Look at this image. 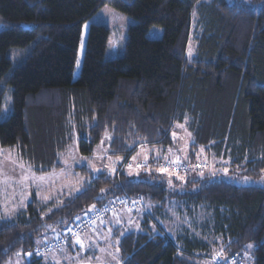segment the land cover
Returning <instances> with one entry per match:
<instances>
[{
    "label": "trees",
    "instance_id": "obj_1",
    "mask_svg": "<svg viewBox=\"0 0 264 264\" xmlns=\"http://www.w3.org/2000/svg\"><path fill=\"white\" fill-rule=\"evenodd\" d=\"M250 1L0 0V114L10 97L0 146L46 173L61 167L73 140L88 156L108 135L110 153L130 158L142 143L172 146L173 126L183 124L191 134V159L202 149L231 173L261 175L264 0ZM103 5L134 20L116 58L106 57L108 27L90 20ZM152 27L161 29L159 37L148 36ZM190 41L192 58L186 55ZM13 49L22 52L16 62ZM84 170L81 190L52 208L33 198L4 219L0 207V264L26 254L25 264H44V254L34 249L48 241L59 250L65 232L39 243L38 236L70 228L90 207L123 194L155 204L160 219L170 198L187 215L202 209L209 218L196 236L188 229L172 235L155 226L156 216H145L139 230L118 238L119 264H208L213 238L221 240L222 262L234 255L239 264L238 255L252 243V264H264V186L237 184L218 171L188 177L182 191L170 193L154 172L112 177Z\"/></svg>",
    "mask_w": 264,
    "mask_h": 264
},
{
    "label": "rangeland",
    "instance_id": "obj_2",
    "mask_svg": "<svg viewBox=\"0 0 264 264\" xmlns=\"http://www.w3.org/2000/svg\"><path fill=\"white\" fill-rule=\"evenodd\" d=\"M239 1L248 6L252 5L250 0ZM90 20L93 23L105 25L109 29L106 57L121 56L127 37V28L134 20L110 5H103L90 17ZM4 26L3 23H0V30ZM160 35L161 29L159 27H152L148 32L150 37H159ZM194 47V42L190 41L186 53L188 58H192L194 55ZM21 55L20 49H13L10 56L16 62ZM9 111L10 97L7 94L3 101L0 119H5ZM172 133L174 140L172 146L161 147L142 143L137 145L132 152L133 156L130 158H119L110 153L108 135H105L94 152L88 156L79 153L77 143L73 140L60 158L61 167L46 173H36L26 161L17 155L15 149L0 146V207L2 218H12L25 209L27 203L33 198L44 203L47 202V205L49 203V208L54 207L55 204H59L62 198L81 190L86 177L84 169L92 173L107 172L112 177H119L121 172L133 174L142 170L149 173L154 172L159 175L162 182L164 181L170 193L182 191L184 182L188 177L215 175L218 171L222 172L221 176L237 184L264 186V172L256 177L243 175L240 171L231 173L226 168L225 161L213 158L202 149L197 151L194 159H191L189 152L191 134L186 125L175 124ZM123 195L130 197L129 201H139L132 211H128L122 206L118 207L100 219H96L93 224L79 234L71 235V229L77 218L93 213L97 208L101 209L110 205L113 201L122 198ZM123 195L112 198L101 206L90 207L74 219L70 228V224H68L63 228L44 231L36 239L37 243L54 238L63 232H65V236L57 243L62 245L60 249L57 251L52 249L53 253L44 254L42 262L44 264H119L116 247L118 238L127 232L139 230L145 216H156L157 219L153 220L155 226L159 223L172 235L174 231L188 229L190 233L198 236L200 231H203L201 228H204L205 231L207 229L209 216L202 209H199L195 215H187L181 210V204L178 203V200L170 198L163 204V216L160 219L156 215L157 207L155 204L152 206V203L143 196ZM100 224L103 226H99ZM155 226L152 227L154 231L156 230ZM90 232L91 234H89ZM77 239L81 243H78ZM210 242H215V244L212 245L211 259H208L207 262L208 264H216L217 260L225 258L221 250V240L213 238ZM49 243L45 241L41 246ZM249 245L251 247H248ZM252 249V243L245 245V248L238 255L239 264H252ZM4 264H25V257L16 255Z\"/></svg>",
    "mask_w": 264,
    "mask_h": 264
},
{
    "label": "built area",
    "instance_id": "obj_3",
    "mask_svg": "<svg viewBox=\"0 0 264 264\" xmlns=\"http://www.w3.org/2000/svg\"><path fill=\"white\" fill-rule=\"evenodd\" d=\"M129 198L127 196H125V197L123 196L122 198L113 201V203L110 205H107L101 209L97 208L95 210V212L88 213V214H85L84 216L82 215V217L77 218L74 222L73 228L71 229V235L75 236L76 234H79L86 227L93 224L96 221V219H100L106 213L112 212L115 209H117L118 207L122 206V208H126L128 211H132L136 207V205L138 204L139 201H137V200L129 201ZM64 241H65V239H64ZM58 242H60V240ZM54 248H55L54 243L53 244L49 243V244L43 245V247H41V248H35L33 253L36 256H39V255H43L47 252H50ZM236 259H237V257L232 255L229 258V260L225 261V263L219 259L216 261V264H235Z\"/></svg>",
    "mask_w": 264,
    "mask_h": 264
},
{
    "label": "water",
    "instance_id": "obj_4",
    "mask_svg": "<svg viewBox=\"0 0 264 264\" xmlns=\"http://www.w3.org/2000/svg\"><path fill=\"white\" fill-rule=\"evenodd\" d=\"M25 258H26V260L28 261V260H29V254H26V255H25Z\"/></svg>",
    "mask_w": 264,
    "mask_h": 264
},
{
    "label": "snow or ice",
    "instance_id": "obj_5",
    "mask_svg": "<svg viewBox=\"0 0 264 264\" xmlns=\"http://www.w3.org/2000/svg\"><path fill=\"white\" fill-rule=\"evenodd\" d=\"M77 242H78V243H81V241H79V239H77ZM248 247H251V245H249Z\"/></svg>",
    "mask_w": 264,
    "mask_h": 264
},
{
    "label": "crops",
    "instance_id": "obj_6",
    "mask_svg": "<svg viewBox=\"0 0 264 264\" xmlns=\"http://www.w3.org/2000/svg\"><path fill=\"white\" fill-rule=\"evenodd\" d=\"M99 226H103V225H102V224H100ZM89 234H91V232H90Z\"/></svg>",
    "mask_w": 264,
    "mask_h": 264
}]
</instances>
